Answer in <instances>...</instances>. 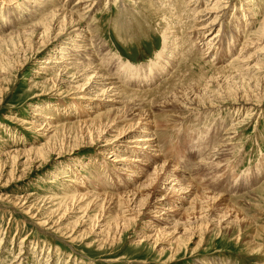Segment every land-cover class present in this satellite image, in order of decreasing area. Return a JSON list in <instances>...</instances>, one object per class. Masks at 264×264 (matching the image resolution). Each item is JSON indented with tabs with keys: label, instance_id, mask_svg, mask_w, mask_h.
Returning <instances> with one entry per match:
<instances>
[{
	"label": "rangeland",
	"instance_id": "obj_1",
	"mask_svg": "<svg viewBox=\"0 0 264 264\" xmlns=\"http://www.w3.org/2000/svg\"><path fill=\"white\" fill-rule=\"evenodd\" d=\"M64 1L67 0H61ZM77 1L68 0L66 4L73 8ZM229 1L231 6L222 19V31L225 39L232 34L236 42L231 53L224 56L226 62L241 51L247 35L258 32L264 20V0H247L251 10L244 8L248 6L246 0ZM93 5L88 15L76 13L82 19L81 27L92 36L91 50L99 51L103 57L110 56L108 72L115 70L124 79L133 78L135 84H130L129 89L137 86L154 89L152 93L158 96L149 95L150 103L140 109L149 113L141 121L145 123L148 116L152 118L151 128L154 126L153 131L160 132L163 141L161 158L185 172L181 178L189 182L192 192L184 195L188 198L183 207H189L188 201L194 197L197 206L209 197L213 199L212 211L209 218L204 216L195 222L196 235L188 240L185 233L177 234L173 229L155 235L148 226L150 213L145 209L135 219L131 216L127 229L123 230L124 226L121 228L116 222L121 218H116L115 209L106 207V202L70 205L72 199L64 197V193L70 185L77 188L79 182L95 185L85 190L89 198L97 195L92 190L104 191L101 196L125 200L123 190L115 187L127 177L113 165L105 164L104 154H110L109 149L98 153V140L104 133L73 126L85 120L87 114L100 113L101 120H105L117 111H107L113 108L112 103L102 102L96 107L97 101H92L97 113L84 110L85 105L79 104L75 95L86 78L61 83L59 79L50 80L58 70H49L50 75L39 74V66L53 45L33 46V42L28 45V40L13 38L9 40L10 50L0 48V156L5 154L0 158V264H264V103L260 101L262 82L257 80L264 77V53L254 57L260 49L258 46L244 53L250 58L244 63L251 69H245L241 63L230 66L237 75L244 71L254 80H229L226 73L215 68L214 64L226 62L218 63L214 50L204 59L194 53L190 60L185 59L181 47L165 51L169 35L166 26L173 21L177 26V20L168 14L160 0H96ZM205 5L206 1L202 6ZM156 6L163 9L157 10ZM36 7V0H16L10 7L7 1L0 0V36L26 30L42 20L45 16L35 20ZM183 19V22L189 20L186 15ZM182 29L175 39L181 40L185 48L188 43H184L183 36L189 28L185 25ZM31 37L27 36L34 39ZM198 45L202 48L203 42ZM171 55L176 59L174 68L178 74L171 81L177 77L178 81L183 79L181 87L169 88V83L165 84L164 77L172 72L167 66ZM155 87L160 88L159 92ZM172 89L173 93L184 90L186 94L178 97L177 105L163 106L161 98ZM244 93L260 107L247 108L248 111L237 108L232 100L240 101L241 97L245 98ZM187 97L195 98L199 104L193 100L194 107H186ZM38 110L47 116L33 120ZM119 117L120 114L115 118L117 127L138 119L129 116L121 123L125 117ZM44 120L59 125V135L54 131L48 136L41 135L39 127L45 126ZM139 134V130L130 133ZM147 169L146 173L152 171V167ZM145 176L140 177L141 181ZM50 178L55 183H50ZM55 195L58 198L53 204L47 198ZM144 195L141 189L138 198L143 199ZM181 212L183 215L178 216L185 219ZM99 221L107 227L98 226ZM178 236L181 237L177 239Z\"/></svg>",
	"mask_w": 264,
	"mask_h": 264
},
{
	"label": "bare ground",
	"instance_id": "obj_2",
	"mask_svg": "<svg viewBox=\"0 0 264 264\" xmlns=\"http://www.w3.org/2000/svg\"><path fill=\"white\" fill-rule=\"evenodd\" d=\"M5 1H7L8 6L10 7L11 4H15L16 0H5ZM67 1H64L65 3H62L61 0H36L37 7L35 10V14H36L35 17L37 18L35 20L37 19L39 20L41 17H44V16L45 17L42 20H39L37 24L34 23V26L32 25V27H29V28L27 27L28 29L26 30H21L17 32H9V33H6L2 37L0 36V46H1L0 48H3L4 46L6 47L7 50H10L8 48L9 40L13 38H22L23 41L28 40V45L31 42H33V46L34 45L38 46L39 44V45H44V46L46 45V47L49 48L51 45H53L52 51L49 53L48 57L42 61L43 64L39 66L40 70L38 73L43 74V75H50L48 73L49 70H58L57 72L55 71L56 74L50 77V80L52 78L56 80L59 79L61 83H66L67 81L74 82L78 80L79 77L86 78V80H84L85 83L83 81V84H82L83 87L81 91L77 95H75L76 99L78 100V103L85 105L82 108L84 110H86L87 108L90 113H97V110H94L92 106V101H97L98 104H96L97 105L96 107H98L99 104L101 105L102 102L112 103L114 104L112 106L113 108H110L107 111H110V110L117 111V113L113 117L109 119H105V120L104 119L101 120L102 116H100L101 115L100 113H97L95 116H92V114H87V116L85 117L86 118L85 120L79 123H75L73 124V126L85 128L86 130H92V128H94V130L98 131L99 133H104L105 136H101L102 138L100 137V139L98 140L99 141V144L97 145L98 153L103 154L105 150L109 149L110 151L109 150L108 151L110 154L108 155L104 154L105 164L113 165V167L118 169V172L121 175H124L127 177V178H124L123 184L115 187L119 190H123L121 191V193L126 194V196L124 197L125 200H122V198H114V196H110V197L101 196V194L105 193L104 191L96 192L92 190H90V192L92 193L94 192L97 195H95L92 198H89L88 197L89 192L85 190L91 187H95V185L86 184V183L82 184L81 182L78 183V180H80L79 178L78 180H74L75 183H78L76 185L78 187L75 188L72 185H70L71 187H68L66 189L64 193L65 194L64 197H68L72 199L70 205H74V204L78 205L82 202H88L89 204L90 203H93V204L100 203V205H104V202H106L108 204L106 207H108L109 209L110 208L115 209L114 214L116 215V218L117 216H119L118 218H121L120 222L117 219H116L117 220L116 222L118 223V226L121 224V228L122 226H124L123 230L127 229L125 227L127 224L129 225V222L131 221L132 217L133 219H135L138 216L139 211L141 209H145L147 212L150 213V215H148V221H149L148 226L150 225L149 227L150 229L153 228V231H155L154 232L155 235L164 233V230H168V232H170L173 229L172 231H175V233L177 234L180 232L185 233L186 236L184 237L185 238L188 237V240L193 239V237H195L194 235H196V230H195L196 227L194 225L197 223V221L200 220L201 217L208 216L209 218L210 216L209 213L212 211L210 210L211 208L210 206H211V202L213 199L209 197H205L202 201V204L200 206H197V205H194V202H195L194 200L195 197H194L192 200L188 201L190 203L189 207L187 208L183 207L184 203L185 202L187 203V198H188L187 196L184 197V195L185 194L190 195L192 192L189 187L190 186L189 182L184 181L185 178H181L182 176H184L182 173H185V172H183V170H180L175 165L173 166L170 163L171 161L167 162V160L165 159L163 160L161 158L162 147H163L161 144L163 141L160 139V135H161L160 132H158L157 130V133H155V131H153L152 129L154 126H152L151 128L150 124H151L152 118L148 116L145 119V123L141 121V118L147 116L149 111H144L145 109L144 110H140V109L148 105L147 104L149 102L148 97L149 95L154 96V93H152L154 92V89L152 87L141 88L139 86L132 87L129 89L128 87L130 86V84H135V82L133 81V78L130 77V78L124 79L115 70H113L112 73L108 72L109 61L111 60L110 56L106 55L105 57H103L102 54L99 51H97V49L100 50V47L96 49L97 52H93L91 50L92 48L90 46V42H91L90 38L92 36L91 34H89L87 29H83L81 27L82 19H80L79 15L76 13H81V15H85V14L88 15L91 9L94 8L93 4H95L96 0H78L76 3L77 6L75 5L73 8H69L70 7L69 4L68 5L66 4ZM205 1H206V5L205 7H203L202 4ZM160 2H162L163 7L166 10H168L169 12L168 14H172L171 16L172 17L174 16L173 17L174 20H177V26L174 21L173 22L167 21L170 24H167L166 26V27L169 26L168 30L166 29L167 31H169L168 33L169 35H167L168 38L166 42L168 43V45L165 46V51L167 48L169 51L172 50L174 46L181 47L182 52L185 53V55L184 54L182 55H184L185 59L190 60L191 57L194 56V53H196L197 55L201 56L202 59H204L205 58L204 56H207L209 52L214 50L215 55H217V57H215V60L218 63L225 61L224 56L229 55L231 53V51L234 49V45L236 42L235 37L232 34L229 35L227 39H225V34L223 35V31H222V26H223L222 19L224 18V15L226 14L229 6H231V2L229 0H213V1L212 0H162V1L160 0ZM245 2L247 3L248 6L247 7L244 6V8H246L247 10H251L249 8V2H247V0ZM184 5L186 6V8H184ZM157 8H156L157 10L161 9L160 7H157ZM185 15L189 19L187 20V22L186 21L183 22L184 20L183 17L185 18ZM168 18L170 20V17ZM210 18H213V20L208 21ZM185 25H186V29L189 28V30L191 31L188 32L189 31L188 30L187 31L188 33L186 32L183 36V39L185 40L184 43H188V46L184 48L183 46L185 45L181 43V40H178L175 38L178 37V33H179L178 30H183L182 28ZM73 30H75V32H73ZM256 33H251L249 34V36L247 35L248 38L244 40V42H242L243 44L241 46V51L235 54L234 56H232L227 62L225 61L226 62V63L224 62L225 64H222L219 66H216V64H214L215 68L219 71V73H222V74L226 73L225 75H227L226 77H228L229 80L235 79V80L241 81L245 79L247 80V78L254 80L253 76H250L249 74L245 73L242 70H241L242 72L239 71L241 73L237 75L236 73H234L235 70L234 71L231 70L230 66L235 65L237 63L238 64L241 63L242 66H245V69H251L244 63L250 60V58H246L244 56V53L248 49L254 46L260 47V49H258L254 57L257 58L258 56H260V54L263 56V53H264V20H263V24L261 28ZM207 34H210V36L206 39ZM255 34H256V37H255ZM28 35L29 36L32 35L31 38H34V39L30 40V38H27ZM195 38L198 39L196 42L193 40ZM200 42H203L202 48L201 46L198 45ZM54 45H56V48H53ZM18 49L20 51L21 47H19ZM88 51H91V52H88ZM263 59H264V56H263ZM167 60L169 61L167 63V66L170 68V70L172 69L171 70L172 72L168 71L169 72V73L167 72L168 76L164 77L166 80L165 84L169 83L168 85L169 88H171L172 86L178 87L177 85L181 87V82H183V79L182 81H178L179 77H177L176 79H173L171 81L173 77L178 75V74H175V71H176L174 68V64L176 62L175 57L173 56L168 57ZM96 62L100 63L101 66ZM69 74H72V75L68 76ZM75 74H78L79 76H75ZM257 80H259L260 83L262 82L261 85H262L263 94L261 96L262 100L260 101H263L262 103H264V77L262 78V81L260 80V78H257ZM55 83L57 82L55 81ZM172 84H175V85H172ZM261 85L258 84V87L260 88ZM158 88L159 87H155L156 90ZM167 91L165 90L164 92H167ZM173 92L175 91L172 89L170 94L167 93V96H165L164 98H161L162 100H164L162 102L163 106L177 105L178 97H180L182 93L186 94L184 93V90L182 92H179L178 90L176 93H173ZM204 92H206V90ZM204 94L205 93H203L202 97H205ZM212 94H215V93H212ZM244 94H245L244 95L245 98L241 97L242 98L241 100L243 101L241 100L239 101V99L232 100L234 101L232 103H235V105H237V108L241 107V108L250 109L252 107H260L258 103L252 102V100L248 99L249 96H247V93H244ZM157 96L155 95L154 97H157ZM160 97H163V96H161L160 94ZM222 98H224L223 95H222ZM186 99L188 101V102H184V105L186 104V107H188V105L194 107L196 103L199 104V102H196L194 100L195 98L192 99L190 97H187ZM153 100L155 101V99ZM180 103L181 102H179V104ZM88 107H90V109ZM205 107L206 106H202L199 108L203 109ZM210 107H212V104H210ZM38 111H39L38 113L35 112L34 115H36V117L33 120H40L41 117L47 116V115H43L41 110H38ZM119 114H120V117L122 118L123 116L125 117L123 118V121L121 123L129 119V116H137L138 117L137 122L132 123V124H125L121 127L119 126L117 127V119L115 118ZM175 117L173 116L174 121H175L174 119ZM33 120L32 122L35 123ZM156 123H157V120H156ZM43 124H45V126L40 125L39 127V131L41 135L43 136H48L52 131H54L55 134H58V132L61 130L59 125L51 123L50 121L44 120ZM156 126L158 127L157 124ZM234 126H232V128H234ZM136 130L140 131L139 135H130V133ZM88 141L90 142L91 140L89 139ZM222 144L224 143L222 142ZM222 146H225V144ZM227 148H231V146H228ZM4 155L2 153L0 158ZM7 155H8V152H7ZM151 167H152V171L150 173H146L148 171L147 168H151ZM144 174H146L145 176L146 179L144 181H141L140 177L143 178ZM52 178L48 179V181L50 183H55V180H53L54 178L53 179ZM98 186L99 185H97V188ZM128 187H130V189L126 190ZM71 189L76 192L72 194L71 192L73 191ZM141 189H143L145 192L143 199L138 198L139 191ZM57 198L58 197L55 195L47 199L48 201L50 200V202L54 204V202L56 201L55 199ZM77 208H81V206ZM182 210L184 212L183 217H186L185 219L182 218V216H178L180 213L182 214L181 212ZM129 216L130 217L132 216V217L128 218ZM225 216L226 214L223 217H219L218 219L224 218ZM127 219H128V223H127ZM100 221L98 222V226L100 227L104 226V228H106L107 225L101 224V222L103 221L101 222ZM160 225H163V227L158 228ZM114 227H117V226H114ZM108 228L110 229V226ZM116 230H118V228ZM106 231H108V229ZM179 237L181 236H178L176 238L179 239ZM175 255L176 254L172 256H175Z\"/></svg>",
	"mask_w": 264,
	"mask_h": 264
}]
</instances>
